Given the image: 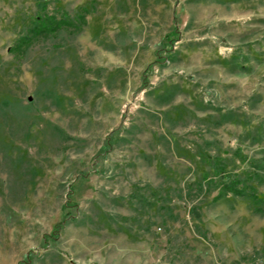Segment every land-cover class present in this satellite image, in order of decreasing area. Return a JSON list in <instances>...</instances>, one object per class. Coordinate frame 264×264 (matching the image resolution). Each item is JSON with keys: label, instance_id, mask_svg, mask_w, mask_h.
Segmentation results:
<instances>
[{"label": "rangeland", "instance_id": "374dc122", "mask_svg": "<svg viewBox=\"0 0 264 264\" xmlns=\"http://www.w3.org/2000/svg\"><path fill=\"white\" fill-rule=\"evenodd\" d=\"M39 1L84 23L13 53L0 0V264H264V202L202 177L264 156V0Z\"/></svg>", "mask_w": 264, "mask_h": 264}, {"label": "trees", "instance_id": "16d2710c", "mask_svg": "<svg viewBox=\"0 0 264 264\" xmlns=\"http://www.w3.org/2000/svg\"><path fill=\"white\" fill-rule=\"evenodd\" d=\"M37 13L30 21L24 34L19 36L8 49L10 52H21L32 44L36 39L52 36L63 28L71 30H79L84 23L83 14L70 18L66 13L61 12L59 18L54 14H47L45 4L39 0L36 2ZM237 154V153H236ZM239 155V154H237ZM239 157V156H238ZM241 159H243L241 157ZM227 159L216 156L208 157V172L203 173V179L206 187L214 186L217 191L213 196V200L220 199L227 194L249 198L253 207V211H261L260 205L264 199L257 194L254 185L264 184V156L255 159L246 160V169L242 172V178H238L237 174L233 177H227ZM226 175V178L223 176ZM202 184H198L201 189Z\"/></svg>", "mask_w": 264, "mask_h": 264}]
</instances>
